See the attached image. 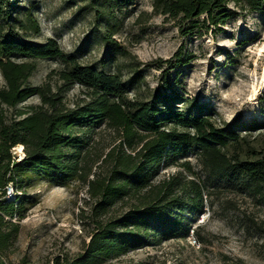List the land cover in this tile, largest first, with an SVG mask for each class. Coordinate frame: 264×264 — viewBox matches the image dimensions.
<instances>
[{
  "label": "trees",
  "instance_id": "16d2710c",
  "mask_svg": "<svg viewBox=\"0 0 264 264\" xmlns=\"http://www.w3.org/2000/svg\"><path fill=\"white\" fill-rule=\"evenodd\" d=\"M129 1L87 2L98 17L109 18ZM229 3L253 11L260 9L264 0H153V9L181 21L204 16L205 22L216 26L230 16ZM39 31L30 8L20 14L16 0H0V74L5 83L0 87L1 256L11 240L5 225L10 224L14 234L18 229L5 220L19 212L14 208L18 188L39 177L63 185L80 181L87 187L90 214L82 211L81 216L90 219L93 228L85 253L69 264L102 263L150 241L184 235L189 232L183 221L185 211L190 210L191 216L200 213L210 186L246 193L264 204V145H254L247 133L255 129V122L235 125L236 121L218 122L200 111L158 107L153 100L165 98L158 91L153 100L130 98L129 86L137 82L138 88L143 82L140 70H133L123 81L119 72L80 63L63 51L55 38L43 43L26 39ZM103 41L112 52L128 54L108 34ZM44 58L58 61L59 79L84 87L88 100L68 107L59 88L52 91L47 84L29 85L26 80L36 67L35 60ZM33 95L39 97V104L16 109L13 116L7 114ZM103 129H110L118 140L107 151V144L97 148L96 139H92ZM18 144L24 151L20 162L11 152ZM188 149L194 150L201 170L197 179L186 159ZM170 164L181 166L192 176L189 190L182 188L181 197L175 180L182 171L153 181L160 169ZM8 184L16 192L13 200L4 199ZM120 204L126 209L115 214L114 206Z\"/></svg>",
  "mask_w": 264,
  "mask_h": 264
},
{
  "label": "rangeland",
  "instance_id": "374dc122",
  "mask_svg": "<svg viewBox=\"0 0 264 264\" xmlns=\"http://www.w3.org/2000/svg\"><path fill=\"white\" fill-rule=\"evenodd\" d=\"M87 1L16 0L20 14L30 8L40 26L38 34L26 39L43 43L55 38L80 63L119 72L123 81L138 69L143 82L138 88L137 82L129 86L130 98L153 100L158 91L165 96L153 100L158 107L200 111L218 122L236 121L235 125L255 122V129L247 131L248 139L264 145V5L249 11L229 3L230 16L214 26L204 16L181 21L157 13L153 0H130L109 18L98 17ZM107 34L128 54L112 52L103 41ZM35 66L26 80L29 85L47 84L52 91L59 88L68 107L88 100L84 87L59 79L58 61L36 59ZM4 84L0 74V87ZM39 103L38 96H30L7 114L13 116L16 109ZM92 139L97 148L107 144L105 151L118 142L110 129L94 133ZM11 152L17 162L23 159L15 147ZM186 159L197 179L201 170L193 149H188ZM177 171H182L175 180L181 197L192 178L181 166L162 167L153 181ZM86 189L80 181L63 185L41 177L18 188L14 208L19 212L5 217L18 229L14 234L12 226L5 225L11 240L3 259L9 264H69L83 255L93 228L91 220L81 216L82 211L90 214ZM208 189L200 213L191 216L190 210L185 211L183 221L189 232L150 241L98 264H264V204L246 193ZM125 209L124 204L114 206L115 214Z\"/></svg>",
  "mask_w": 264,
  "mask_h": 264
},
{
  "label": "built area",
  "instance_id": "2783aa9c",
  "mask_svg": "<svg viewBox=\"0 0 264 264\" xmlns=\"http://www.w3.org/2000/svg\"><path fill=\"white\" fill-rule=\"evenodd\" d=\"M16 196V192L11 184H8L5 187L4 199L6 200H13ZM0 264H9L6 262L3 257L0 255Z\"/></svg>",
  "mask_w": 264,
  "mask_h": 264
},
{
  "label": "bare ground",
  "instance_id": "6f19581e",
  "mask_svg": "<svg viewBox=\"0 0 264 264\" xmlns=\"http://www.w3.org/2000/svg\"><path fill=\"white\" fill-rule=\"evenodd\" d=\"M262 79H264V78H262ZM15 150H16V152L20 158L24 157L23 146L21 144H18L17 146H15Z\"/></svg>",
  "mask_w": 264,
  "mask_h": 264
}]
</instances>
